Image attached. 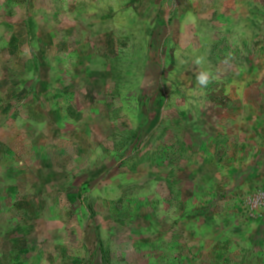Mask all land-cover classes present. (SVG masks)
I'll list each match as a JSON object with an SVG mask.
<instances>
[{
    "label": "rangeland",
    "instance_id": "rangeland-1",
    "mask_svg": "<svg viewBox=\"0 0 264 264\" xmlns=\"http://www.w3.org/2000/svg\"><path fill=\"white\" fill-rule=\"evenodd\" d=\"M0 264H264V0H0Z\"/></svg>",
    "mask_w": 264,
    "mask_h": 264
},
{
    "label": "clouds",
    "instance_id": "clouds-1",
    "mask_svg": "<svg viewBox=\"0 0 264 264\" xmlns=\"http://www.w3.org/2000/svg\"><path fill=\"white\" fill-rule=\"evenodd\" d=\"M197 79H198V82H199L201 85H206L207 82H208V77H207L205 74H203V73H201V74L197 77Z\"/></svg>",
    "mask_w": 264,
    "mask_h": 264
}]
</instances>
